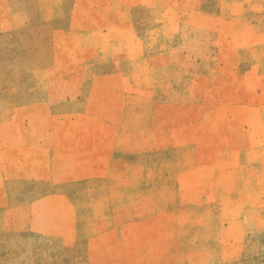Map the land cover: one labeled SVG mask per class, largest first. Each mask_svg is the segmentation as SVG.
<instances>
[{"label":"rangeland","instance_id":"1","mask_svg":"<svg viewBox=\"0 0 264 264\" xmlns=\"http://www.w3.org/2000/svg\"><path fill=\"white\" fill-rule=\"evenodd\" d=\"M0 264H264V0H0Z\"/></svg>","mask_w":264,"mask_h":264}]
</instances>
